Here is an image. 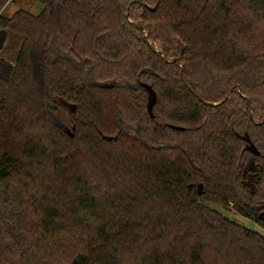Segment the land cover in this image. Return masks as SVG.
Wrapping results in <instances>:
<instances>
[{"label":"trees","instance_id":"1","mask_svg":"<svg viewBox=\"0 0 264 264\" xmlns=\"http://www.w3.org/2000/svg\"><path fill=\"white\" fill-rule=\"evenodd\" d=\"M16 1L0 264H264V0Z\"/></svg>","mask_w":264,"mask_h":264},{"label":"rangeland","instance_id":"2","mask_svg":"<svg viewBox=\"0 0 264 264\" xmlns=\"http://www.w3.org/2000/svg\"><path fill=\"white\" fill-rule=\"evenodd\" d=\"M19 8H31L33 11L32 13H36L39 8L34 4L31 3V0H17L16 3L10 5V7L7 10V14L13 13L15 10ZM216 208L223 216L227 217L228 219L235 221L236 223L254 230L262 235H264V231L258 227L254 222L247 220L240 215H238L235 211H233L231 208H226V207H218V206H213Z\"/></svg>","mask_w":264,"mask_h":264},{"label":"water","instance_id":"3","mask_svg":"<svg viewBox=\"0 0 264 264\" xmlns=\"http://www.w3.org/2000/svg\"><path fill=\"white\" fill-rule=\"evenodd\" d=\"M4 39H5V34L0 33V47H1V44H3ZM68 108H69V110L71 112L75 111V106L74 105L68 106Z\"/></svg>","mask_w":264,"mask_h":264}]
</instances>
